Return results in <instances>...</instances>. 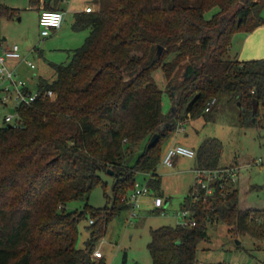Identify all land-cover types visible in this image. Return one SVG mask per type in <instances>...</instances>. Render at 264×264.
Here are the masks:
<instances>
[{"label":"trees","instance_id":"trees-1","mask_svg":"<svg viewBox=\"0 0 264 264\" xmlns=\"http://www.w3.org/2000/svg\"><path fill=\"white\" fill-rule=\"evenodd\" d=\"M49 1L28 0L46 9ZM96 4V10L74 16L72 28L89 31L83 45L67 65L52 66L51 83L38 85L40 93L50 90L55 98L20 106L17 118L0 126V264H106L93 258L97 243L108 223L129 209L139 175H150L147 185L158 188L163 144L178 124L209 114L220 102L238 108L236 125L243 129L257 128L264 119V60L228 56L234 33L264 26V0ZM18 13L0 4V18L12 20ZM163 95L171 103L166 115ZM221 156V142L205 140L194 169H222ZM102 175L113 179L111 195L104 193L106 206L85 203L68 211L97 187L106 189ZM211 187L208 196L199 190L194 197L191 190L181 205L194 226L151 231L152 264H197L198 245L214 224L225 226L235 240L246 238L255 250L264 248V207H240L239 189L230 179ZM261 191L264 186H251L248 193ZM87 215L94 222L78 248L79 225Z\"/></svg>","mask_w":264,"mask_h":264},{"label":"rangeland","instance_id":"rangeland-1","mask_svg":"<svg viewBox=\"0 0 264 264\" xmlns=\"http://www.w3.org/2000/svg\"><path fill=\"white\" fill-rule=\"evenodd\" d=\"M87 1L90 0L61 2L68 7L71 4L82 6ZM0 4L19 11L12 20L0 18V41L5 46L18 45L22 58L35 66L34 70L16 71V75L18 79L26 82L29 91L36 92L39 87L38 77L41 76L44 78V82L51 83L55 79L52 64L67 65L72 54L69 49L75 50L81 47L89 31H75L71 26L70 19L65 22L64 17L62 26L65 27L67 33L64 32L57 37H54L55 35L52 33L43 39L37 25L38 10L31 8L28 0H0ZM40 6L44 8L43 5ZM96 9L97 5L94 7V10ZM260 17L264 19V6L260 8ZM69 18L71 17L69 16ZM68 33L74 37L70 39ZM3 38H5V42H3ZM228 56L240 61L264 60V26L258 27L252 32L238 31L234 33ZM154 77L158 86L163 89L164 81L161 72L157 71ZM6 96L4 92H0V126L3 125L4 117L14 105L13 96L8 99L6 105L3 104L2 101ZM162 104V113L166 115L171 109L170 99L167 95H163ZM237 115L238 108L235 105L220 102L209 114L185 121L184 132L179 134L173 132V135H177L178 139H183L188 148L196 150L205 140H219L222 144L220 165L233 166L238 172L235 183L240 190L242 200H247L248 204L254 206L264 205V191L248 193L251 186H264V119L260 118V126L257 128L243 129L236 125ZM169 139L170 137L163 146ZM256 161H260V165H256ZM156 171L161 177V185L158 189L147 187L146 195L140 200V209L135 224L127 225L129 210H124L108 223L104 236L97 243L96 250L102 253L106 264H152L147 249L151 231L162 226L182 224L181 205L194 188L195 174L191 168L186 166V163L185 165H176L171 169L164 167L160 162ZM139 176L136 183L141 185L146 184L150 179L149 175H145L146 179ZM102 178L107 182L106 189L97 187L86 201L73 202L67 206V210H81L85 203L94 209H103L106 206L104 193L106 192L108 196L111 195L113 179L104 175ZM156 197L162 198V208L154 207L153 202ZM90 219V216L87 215L79 225L78 248H83L89 237L87 227H89ZM237 240L243 241L240 244L244 247L248 242L246 238ZM237 240L228 235L225 226L221 224L210 226L207 240L198 245L197 264L228 263L234 258L233 251ZM254 255L260 259L264 257V253L258 251L254 252Z\"/></svg>","mask_w":264,"mask_h":264},{"label":"built area","instance_id":"built-area-1","mask_svg":"<svg viewBox=\"0 0 264 264\" xmlns=\"http://www.w3.org/2000/svg\"><path fill=\"white\" fill-rule=\"evenodd\" d=\"M63 2L67 0H62ZM91 7H87L85 12H92ZM64 22V12L62 10H53V9H44L41 8L38 17V25L40 29V36L43 38L49 37L52 33L58 31ZM19 61L27 65L31 70L35 69V66L31 62H27L22 58L20 54V49L18 45L14 44L11 46H5L4 43L0 41V92H4L7 96L3 99V104L6 105L11 96H13L14 105L11 109L14 110V113L11 114L8 112L7 116L4 117L5 123H12L17 118L16 109L22 105L29 106L34 103L39 97H44L48 99H54L55 93L48 90L44 93H40L38 90L36 92H31L28 90L26 82L24 80L18 79L16 75V70L9 68L8 62ZM12 89V90H11ZM11 91V93H10ZM215 100H212L207 107L205 112H209L211 106L214 104ZM188 121V120H187ZM185 122L180 123L175 128L174 132L176 134L184 132L183 125ZM176 157H186L190 159H195L196 152L192 149L183 146V145H172L163 154L160 162L166 168H173L174 159ZM256 165H260V161L255 162ZM195 174V185L192 190L194 197L199 190L204 191V196L212 194L211 185L222 180L230 179L232 182L237 181V171L233 166L224 167L218 170H200L194 169ZM150 176V175H149ZM151 178V176H150ZM147 183L144 185L135 184L134 190L131 192L128 198L129 204V215L127 220V225L133 226L135 220L138 217V212L140 209V200L147 193ZM197 198V197H196ZM153 205L155 208L159 209L163 206V200L160 197L154 199ZM189 215L188 212H183V222L179 224L182 227L194 226L193 222L185 220V217ZM93 220L90 219L89 224H93ZM103 257L102 253L99 250H95L93 253V258L100 260Z\"/></svg>","mask_w":264,"mask_h":264},{"label":"crops","instance_id":"crops-1","mask_svg":"<svg viewBox=\"0 0 264 264\" xmlns=\"http://www.w3.org/2000/svg\"><path fill=\"white\" fill-rule=\"evenodd\" d=\"M61 1L62 0H50L49 1V7H50V9L62 10L64 12L65 22L67 21V19H70L71 26L73 25V23L75 21V17H74L75 14L85 12V9L87 7H91L94 10V7L97 5L96 4V0H90V1L84 2L82 6H75V5L71 4L70 6L66 7L62 3L63 1L62 2ZM41 5H43V4H41ZM31 8H37L38 14H39L40 9H41V6L40 7H31ZM69 16L71 18H69ZM37 25H38V20H37ZM38 28H39V25H38ZM64 32L67 33V30H65V27L62 26L58 31H56L53 34L55 35L54 37H57V36H60L61 34H63ZM68 36H69L70 39H71V37H74L71 33H68ZM3 42H5V38H3ZM73 50L74 49H69L70 53ZM54 64H57V63H54ZM54 64H52V66ZM61 64H63V63H61ZM8 66H9V68H14L16 71L30 69V68L27 67V65L25 63L19 62V61H17V62L16 61L8 62ZM43 79L44 78L41 77V76L38 77V85L40 84V82H43ZM176 144L183 145V146L188 147L187 145H185V142H184L183 139H178V136L177 135L175 136V135L172 134L170 136V139L166 142L165 146H163V154L168 149V147H170L172 145H176ZM189 148L192 149V150H194L195 152L197 151L196 149H193L191 147H189ZM188 159H190V158H188ZM185 163H186V166H188L189 168H191L192 170H194L195 159H193L192 161H189V160L186 159V157H176L174 159V166H173V168H175L176 165H181V164H184L185 165ZM223 167H226V166H223ZM173 168H171V169H173ZM156 174L158 175L157 171H156ZM139 177H141L142 179H146V176L145 175H140ZM158 177H159V183H158V188H159L160 185H161V181H160L161 180L160 179L161 177L159 175H158ZM239 192H240V190H239ZM165 203H168V202H165ZM240 207H242V208L243 207H247V208L248 207H250V208H262V207H264V205H259V206L250 205V204H248L247 200H242L241 193H240ZM238 242H239V244L240 243H243V241H241V242L238 241ZM239 244H236V246H238ZM245 245L247 247L246 246L244 247L242 245L243 247L240 248V249H237L235 247V249L233 251L235 253L233 255L234 258L231 261H229L228 263H220V264H264V257H262L260 259V258H257L254 255V252H256V251L261 252V253H264V248H262L261 250H255V249H253L251 247V242H246ZM102 259H103V257H102Z\"/></svg>","mask_w":264,"mask_h":264},{"label":"water","instance_id":"water-1","mask_svg":"<svg viewBox=\"0 0 264 264\" xmlns=\"http://www.w3.org/2000/svg\"><path fill=\"white\" fill-rule=\"evenodd\" d=\"M160 52H161V48H159L158 53H160ZM9 113L13 114V113H14V110H13V109H9ZM157 139H158V135L155 134V135L150 139V141L148 142L147 147H148V148L153 147L154 144L156 143ZM108 174L111 176V175H112V172L109 171ZM236 243L239 244L238 241H237Z\"/></svg>","mask_w":264,"mask_h":264}]
</instances>
